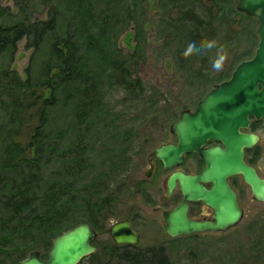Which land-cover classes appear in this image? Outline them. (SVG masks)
Here are the masks:
<instances>
[{"label":"trees","instance_id":"1","mask_svg":"<svg viewBox=\"0 0 264 264\" xmlns=\"http://www.w3.org/2000/svg\"><path fill=\"white\" fill-rule=\"evenodd\" d=\"M13 1L15 13L0 6V58L8 57L9 65L17 42L24 38L32 53L25 79L8 66L0 69V109L5 117L0 124V259L6 264H17L37 246L48 251L54 238L80 223L101 229L104 209L114 204L113 192L100 196L108 190L101 180L79 184L90 165L88 145L83 134L65 146L49 136L53 111L71 104L75 125L86 130L90 118L106 112V85L122 89L131 99L143 98V84L132 69L143 52L141 22L135 36L138 45L124 57L114 45L113 28L140 19L144 0ZM160 3L164 13L159 36L175 42L177 66L187 67L189 83H198L199 90L219 77L206 73L207 65L195 68L189 62L196 52L206 55L205 60L213 55L212 48L203 46L209 41L217 45L220 25L226 32L224 22L230 27L236 22L230 19L239 16L238 30L231 31L235 38L229 42L245 40V46L234 51V64L247 57L249 45L257 40L255 21L239 15L231 0H214L217 10L207 16L194 0ZM193 42L200 51L185 55ZM154 99L152 95L149 104H155ZM26 116L31 134L21 144L18 138ZM103 254L94 264H170L161 246L111 245Z\"/></svg>","mask_w":264,"mask_h":264},{"label":"rangeland","instance_id":"2","mask_svg":"<svg viewBox=\"0 0 264 264\" xmlns=\"http://www.w3.org/2000/svg\"><path fill=\"white\" fill-rule=\"evenodd\" d=\"M194 1L201 5V9L202 6L204 7V16H207L206 12H209V15L213 14L212 0ZM159 2V0L142 2L145 44H143L142 58L135 62L136 65L132 64V69L143 84V98L128 99L122 89L106 85L103 91L106 112L104 114L98 112L99 114L93 119L90 118V123H87V126H90L86 130H83L81 124L75 125L71 104L66 107L67 109L57 108L53 111L48 130L49 136H54L60 140L61 146H65L74 144L83 134L81 137L88 145L86 151L90 165L82 174L79 184L83 185L97 179L108 185V190L101 191L100 196L113 192L114 204L106 206V210L103 211L102 228L96 231L97 239L93 243L96 252L79 264H94L98 257H103V253L112 245L108 229L121 220H129L134 231L140 235L137 248L161 246L165 249L170 264H264V202L242 200L240 204L245 209L242 220L225 232H207L170 238L163 229L160 216V213L166 209L163 207L165 201L161 202L155 196L144 195L141 190L143 185L137 184L138 177H142L146 170V158L149 152L158 142L166 139L165 136L157 133L158 127L162 129L163 123L168 125L178 116L181 109L193 107L195 104L193 102L208 90H199L198 84L190 85L187 67L183 70L177 66L175 42L159 36L161 32L159 20L164 13L158 5ZM0 6L8 7L13 13L16 11L13 0H0ZM172 13L176 15L175 10ZM223 25L226 32L220 25L221 40L219 45L212 48L213 55L205 60L203 57L206 55L197 56L196 52L192 54L189 65L195 68L199 65H207L209 71L206 73L212 75L222 72L232 52L240 45L228 42L231 36H234L232 29L238 30L237 22L230 27L226 26L225 22ZM254 27L256 29L257 24ZM113 34L114 45L121 51L122 57L130 55L135 45L134 23L118 25L113 28ZM257 42L258 40L253 41L252 45H249L251 49L246 58L253 54ZM26 43L25 38L17 42L9 65L8 57H1L0 69L8 66L20 78L25 79L32 53V50L26 47ZM221 46L227 51V58L222 69L217 71L213 69V62ZM41 93L45 96L48 94L46 90ZM152 95L156 97L155 104L148 102ZM4 119L0 109V124ZM22 120L18 140L24 144L31 134V124L27 116ZM156 123L160 126L157 127ZM258 166L262 169L263 163L259 161ZM49 167L52 165L47 166L46 169ZM158 204L159 209H156ZM171 204L167 205L171 206ZM79 216L80 211H77L75 217ZM35 250L41 256H47L48 251H44L40 246ZM28 253L29 251L25 256Z\"/></svg>","mask_w":264,"mask_h":264},{"label":"water","instance_id":"3","mask_svg":"<svg viewBox=\"0 0 264 264\" xmlns=\"http://www.w3.org/2000/svg\"><path fill=\"white\" fill-rule=\"evenodd\" d=\"M238 12L257 23L258 43L253 57L240 62L231 78L216 85L198 102L195 110L182 111L170 130L178 138L177 145L162 146L153 154L165 169L178 165L185 153L201 155L205 168L198 176L174 173L167 182L168 194L179 184L182 203L162 215L164 231L171 238L195 233H219L235 227L242 219V209L227 184L234 175L242 176L250 186L256 201L264 202V180L253 168L243 162V149L256 144L255 134H244L248 117L264 118V0H235ZM207 140L220 141L226 148L211 147L202 150ZM210 183L207 189L204 184ZM201 201L212 210L211 221H192L186 216V202ZM109 235L115 245L137 244L140 236L129 221L112 224ZM96 233L87 224L80 223L63 232L51 242L46 259L37 250L30 251L17 264H79L94 253L90 242Z\"/></svg>","mask_w":264,"mask_h":264},{"label":"flooded vegetation","instance_id":"4","mask_svg":"<svg viewBox=\"0 0 264 264\" xmlns=\"http://www.w3.org/2000/svg\"><path fill=\"white\" fill-rule=\"evenodd\" d=\"M231 1L233 3L235 11L239 15H243L247 18H250V17L238 12V10L236 8V1L235 0H231ZM158 5H160V8H163V6L161 5L160 2ZM211 7L213 8L212 9L213 12L217 10V8L214 7V0H212ZM209 8H210V6L208 7V9ZM171 15H174V14L172 13ZM250 19H252V18H250ZM160 20H161V18H160ZM160 20H159V22H160ZM234 20L239 21V16H235L234 19H230V21H234ZM252 20L255 21L254 19H252ZM137 22L138 23L141 22V26H143V14H141L140 19L138 18V20L131 21V23H134V38L136 36V31H137ZM226 22H229V20H227ZM255 23H256V21H255ZM141 31H142L141 42H143V44H145L143 28ZM256 36H257V34H256ZM234 38H235V36L232 35L230 40L233 41ZM220 40H221V38H220ZM257 40H258V37H257ZM219 42L217 41V45H219ZM134 44L135 45L133 48H135L138 45V41L136 39L134 40ZM239 44L240 45L238 46V49L241 46H245V40H242ZM235 50H237V48H235ZM133 51H134V49H132V53H133ZM254 52L250 57H248V58L245 57V59L241 60L240 62L250 60L253 57ZM233 54H234V52H232L231 58L228 59V63L223 68L222 72L220 74H217V76L219 77L218 81L211 83L206 88V89H208L206 91V93L203 94L200 98H198L197 101L193 102V103H195L193 107H187V108L181 109L179 111L178 116L176 118H174L168 125H166V123L162 124V126H163L162 129H159L158 126H160V125L158 123L155 124L158 127L157 133L165 136L166 139H163L162 141L158 142V144L153 147L151 152H149V154L146 158V170L143 172L142 177H138L137 184L139 183V185H141V186L143 185L141 190H142L144 195L148 194L150 196H155L158 201H161V202L165 201L163 207L166 209L160 213L161 220L163 222V227H164V221L162 219L163 213L169 212L172 209L178 207L183 201V195L179 190L178 182H176V186L172 190L171 194L167 193V191H168L167 182H168L170 176L174 173H182L183 175H186V176H198L203 171V169L205 168V163H204V161H203V159L199 153L189 152V153H185L182 156V160L178 165H174L171 169H165L163 163L153 153L156 149H158L162 146L177 145L178 138H177L176 134L171 132V130H170L171 125L174 124L179 119V115L182 111L188 110L190 112H193L195 110L198 102H200L204 98V96L210 90H212L214 88V86L221 85L222 83L228 81L231 78L232 72L234 71L235 67L240 63V62H238V63L234 64ZM126 56H128V55H126ZM141 58H142V55L137 59V61L140 60ZM195 84H198V83H195ZM190 85H192V84H190ZM127 98L131 99L128 96H127ZM248 120H249L248 127L245 129H240V132H242L244 134H255L258 137V140H257L256 144H254L253 146L243 149V158L242 159H243V162L248 167L254 169V171L256 172L257 176L260 179L264 180V118H262L260 120H256L254 117L249 116ZM211 147H219L223 150L226 148L220 141L207 140L201 149L205 150V149H209ZM259 161H261L263 163L262 169H261V167L258 166ZM149 182H152V183L150 184ZM227 184L236 196L238 206L242 209V214H243L242 218H243L244 213H245V209L241 206L240 202L244 199L247 201H249V200L256 201L254 196L252 195L251 188L249 185H247L244 182L242 176H240V175H234V176L229 177L227 179ZM144 185H145V187H144ZM147 185H148V187H146ZM204 186L207 189L211 188L210 183H206V184H204ZM257 202H260V201H257ZM169 203H172L171 206L167 205ZM159 206L160 205L158 204L156 206V209H159ZM186 206H187L186 216L189 220L198 221V222L211 221L212 220V213H213L212 210L210 208H208L206 205H204L201 201H187ZM121 221H129V220H121ZM118 222H120V221H118ZM130 225H131V222H130ZM131 228H132V225H131ZM91 229H93V228H91ZM93 230L96 233V237L90 242V245L95 248L93 243H95V241L97 239V232H96L97 230H95V229H93ZM132 230L134 231L133 228H132ZM134 232H136V231H134ZM108 234H109V231H108ZM197 234H201V233H195V234H191V235H197ZM185 236H190V235H185ZM109 237H110V235H109ZM179 237H181V236H179ZM176 238H178V237H176ZM111 242H112V245L116 246V247L136 246V244L133 245L130 243L115 245L113 243L112 239H111ZM95 252H96V248H95L94 253Z\"/></svg>","mask_w":264,"mask_h":264},{"label":"clouds","instance_id":"5","mask_svg":"<svg viewBox=\"0 0 264 264\" xmlns=\"http://www.w3.org/2000/svg\"><path fill=\"white\" fill-rule=\"evenodd\" d=\"M215 43H216L215 41H209L203 47L210 50L215 46ZM194 51H200V49L196 48L195 42L189 44L185 52V55L192 54ZM226 58H227V51L225 50L224 46H221L220 49L218 50L217 58L213 62V69L217 71L221 70Z\"/></svg>","mask_w":264,"mask_h":264}]
</instances>
